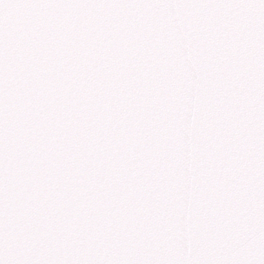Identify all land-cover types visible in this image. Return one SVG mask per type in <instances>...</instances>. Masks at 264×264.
<instances>
[{"label":"snow or ice","instance_id":"obj_1","mask_svg":"<svg viewBox=\"0 0 264 264\" xmlns=\"http://www.w3.org/2000/svg\"><path fill=\"white\" fill-rule=\"evenodd\" d=\"M0 264H264V0H0Z\"/></svg>","mask_w":264,"mask_h":264}]
</instances>
